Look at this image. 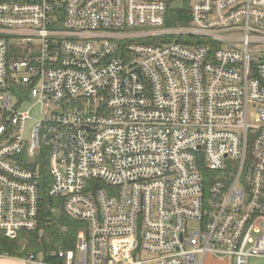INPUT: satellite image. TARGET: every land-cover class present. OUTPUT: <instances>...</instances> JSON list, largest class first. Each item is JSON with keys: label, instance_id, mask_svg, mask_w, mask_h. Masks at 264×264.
Here are the masks:
<instances>
[{"label": "built area", "instance_id": "1", "mask_svg": "<svg viewBox=\"0 0 264 264\" xmlns=\"http://www.w3.org/2000/svg\"><path fill=\"white\" fill-rule=\"evenodd\" d=\"M189 4L0 0V237L84 225L24 264L264 258V0Z\"/></svg>", "mask_w": 264, "mask_h": 264}, {"label": "trees", "instance_id": "2", "mask_svg": "<svg viewBox=\"0 0 264 264\" xmlns=\"http://www.w3.org/2000/svg\"><path fill=\"white\" fill-rule=\"evenodd\" d=\"M190 0H167L168 11L166 20L168 24H184L189 17ZM43 184L47 183V171L41 170ZM53 200L42 195L40 201L38 227L36 230L19 232L16 239L0 237V255L8 257H23L29 253H36L43 249L50 251L58 247L73 248L78 240L82 222L68 217L65 213L52 214L49 207ZM65 228V230H63ZM44 236L39 237V230Z\"/></svg>", "mask_w": 264, "mask_h": 264}, {"label": "rangeland", "instance_id": "3", "mask_svg": "<svg viewBox=\"0 0 264 264\" xmlns=\"http://www.w3.org/2000/svg\"><path fill=\"white\" fill-rule=\"evenodd\" d=\"M18 73L21 72V70L19 71H16ZM33 102L32 98L28 97L27 100H26V103L25 105H23L21 107V109H26L31 103ZM40 110H39V107L38 106H34L31 111H30V117L31 119L27 120L26 121V125H25V132L28 133L30 127L33 126V124L35 123V120L34 119H37V118H40V117H43V116H46L47 113H39ZM251 120V119H250ZM197 223L196 222H191L190 225H189V228L191 227H197ZM82 226H84L82 224ZM83 240V235H81V237L79 236L78 237V240H77V245L80 246L81 245V242ZM24 256L23 257H8V256H5V255H0V264H24ZM227 262V261H226ZM211 264H218L217 262L216 263H211ZM221 264H227V263H221ZM249 264H264V258H251V261Z\"/></svg>", "mask_w": 264, "mask_h": 264}]
</instances>
